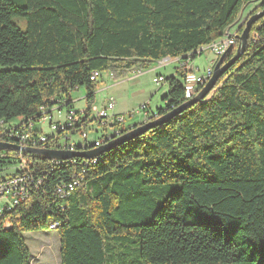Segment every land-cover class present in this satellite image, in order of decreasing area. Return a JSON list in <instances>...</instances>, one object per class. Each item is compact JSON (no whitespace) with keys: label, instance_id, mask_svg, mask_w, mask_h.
<instances>
[{"label":"trees","instance_id":"16d2710c","mask_svg":"<svg viewBox=\"0 0 264 264\" xmlns=\"http://www.w3.org/2000/svg\"><path fill=\"white\" fill-rule=\"evenodd\" d=\"M249 5L238 35L264 0H0V141L15 140L9 126L40 132L41 108L73 110L77 89L91 107L105 72L123 79L167 58L179 66L149 122L174 111L204 87L188 97L181 66ZM65 130L60 137L82 129ZM93 144L76 141L73 152ZM1 152L4 180L20 158ZM23 157L40 183L0 220V264H33L25 234L52 224L61 264H264V17L212 92L166 123L95 159ZM73 180L60 199L56 188Z\"/></svg>","mask_w":264,"mask_h":264},{"label":"built area","instance_id":"2783aa9c","mask_svg":"<svg viewBox=\"0 0 264 264\" xmlns=\"http://www.w3.org/2000/svg\"><path fill=\"white\" fill-rule=\"evenodd\" d=\"M238 30L236 27H230L225 32L224 36L216 40L211 45L205 47L199 51V55L205 50H211L215 55V60L212 61L201 74L195 73L196 67L192 63H186L181 66V68L186 71V78L183 81V84L186 88L188 97L194 95L198 90L199 85L205 86V84L212 78L214 73V68L219 59L226 55L228 51L234 48L237 45L238 39ZM203 51V52H202ZM167 60L160 62L161 64L166 63ZM198 70V69H197ZM135 74H141V72H136ZM101 73H93L92 80H99ZM154 83L156 85H161L165 83V78L163 76H157L154 78ZM61 103V104H60ZM65 101H58L53 108L50 110L41 108V123H48L51 129V135H43V132L34 133L32 128L23 132H17L16 129L12 127H7L10 137L15 140H10L9 142H3L6 144H11L17 146L21 149H40V150H50V151H63V152H73L75 151V140H73V135L68 134V136H59L60 132H65L66 127H75L79 125L81 127L80 140L77 141L82 145H85L89 142L94 144L91 148L97 149L110 141L114 140L117 137H120L124 133L130 131L133 127L127 129L125 127V118L121 117L115 111V101L114 99H109L107 104L97 113L96 117L92 120L89 117H86L84 112L77 113L76 110H67ZM144 112L145 121L147 123L151 120L152 113L150 111L149 105L146 104L142 107ZM65 111V116L61 119L62 112ZM58 116V119H54L55 116ZM94 122V123H93ZM142 123V124H144ZM0 127H3V124L0 123ZM102 129V132H107L105 135L99 136L98 131ZM110 131V132H109ZM93 140H90V134H94ZM67 133V132H66ZM60 137V138H59ZM5 152L0 151V156L4 157L5 155L1 154ZM20 158V164L17 167V170L20 171L16 175L0 180V220H3L6 216V213L10 212L14 207L18 206L20 203L24 202L29 195L37 188V184L40 182L36 181L34 175L30 174V168L28 162L24 160V154L19 151L17 152ZM78 182L73 180L70 183L62 184L58 186L55 190V194L60 199H68L75 190ZM57 225L52 224L51 230H54Z\"/></svg>","mask_w":264,"mask_h":264},{"label":"rangeland","instance_id":"374dc122","mask_svg":"<svg viewBox=\"0 0 264 264\" xmlns=\"http://www.w3.org/2000/svg\"><path fill=\"white\" fill-rule=\"evenodd\" d=\"M256 5L244 7L242 17L233 25L237 29L245 22L250 12ZM18 23L17 19H14ZM215 60V55L211 50H205L201 55L194 59L193 66L197 69L195 73L201 74L203 70ZM179 61L172 60L168 65L160 66L158 64L148 71L141 74H132L127 78L113 79L110 73H103L100 79L99 89L95 94V100L91 107L86 101L87 92L84 88H80L72 92L71 100L75 110L84 112L90 109V119L96 117L97 113L107 104L109 99L115 101V112L121 109V117L125 118V127L127 129L138 126L144 122V112L142 107L146 104L150 106V111L155 112L159 109H165L166 103L163 100L168 94L167 83L156 85L154 78L159 74L171 76L174 72L175 64ZM0 70L4 67L0 66ZM137 75V76H136ZM132 77H139L138 80H133ZM128 110V111H127ZM65 116V111L62 112L61 119ZM54 119H58L56 115ZM22 118L15 119L14 122L21 121ZM94 123V122H93ZM35 128L43 132V135H51V129L48 123H36ZM110 132V131H109ZM107 132L98 131V135H105ZM94 134H90V140L94 139ZM73 140L79 141L80 135H75ZM27 244L31 250L33 264H61L60 258V238L56 230L29 232L25 234ZM138 249V248H137ZM138 254V253H137Z\"/></svg>","mask_w":264,"mask_h":264},{"label":"water","instance_id":"95a60500","mask_svg":"<svg viewBox=\"0 0 264 264\" xmlns=\"http://www.w3.org/2000/svg\"><path fill=\"white\" fill-rule=\"evenodd\" d=\"M243 12H244V9L241 11L239 19L242 17ZM263 17H264V10H262V11L258 12L257 14L251 16L248 19L243 32L237 36V39H238L240 44L237 48V53H236L235 57H233L230 61L225 62V55L222 56L215 65L212 78L205 84L203 89L193 99L189 100L187 103H185L181 107L175 109L174 111L167 113L166 115L162 116L161 118L156 119V120L151 121V122H148V123H144L140 126H134L128 133H126L121 138H119L115 141L109 142L108 144H106L100 148H97L93 151H90V152L79 153V152H69V151L63 152V151L37 150V149H27V148L21 149L19 147L12 146L10 144H6V143H2V142H0V151H14V152L21 151L23 154L34 155V156H37V157H40L42 159H46L49 161L70 160V159L77 157V156L85 157L87 159H95L96 157L103 155L105 152L111 151L117 145H120L121 143L129 141V140H132V139L136 138L137 136L142 135L143 133L149 131L151 128H154L156 126H159L161 124L166 123L167 121L171 120L176 115L183 112L187 107L205 99L212 92V90L216 86L220 77L245 52L246 45H247L249 37H250L252 26L259 19H261ZM197 55H199V52L197 53ZM167 59H169V58H167ZM167 59H165V60H167Z\"/></svg>","mask_w":264,"mask_h":264},{"label":"crops","instance_id":"0c3cea01","mask_svg":"<svg viewBox=\"0 0 264 264\" xmlns=\"http://www.w3.org/2000/svg\"><path fill=\"white\" fill-rule=\"evenodd\" d=\"M171 59H167V62L166 63H164V64H161V63H159L160 64V66H166V65H168L169 63H171ZM177 60H175V62H176ZM192 64H193V62H192ZM178 66H179V64H175V68H174V72L172 73V75H175L176 74V71H177V68H178ZM171 75V76H172ZM137 76V75H136ZM158 76H163V77H165V78H167L168 76H165V75H162V74H159ZM132 79L135 81V80H138L139 79V77H137V78H135V77H132ZM74 107V106H73ZM149 108H150V106H149ZM75 109V108H74ZM122 110L121 109H118L117 110V112H115V113H117V114H120V113H125V112H121ZM128 111V110H127ZM145 121V120H144ZM144 123V122H143ZM140 125H142V124H140ZM134 127V126H133Z\"/></svg>","mask_w":264,"mask_h":264}]
</instances>
